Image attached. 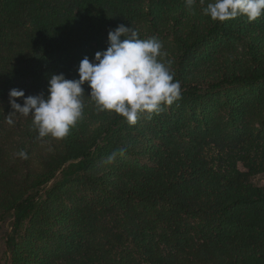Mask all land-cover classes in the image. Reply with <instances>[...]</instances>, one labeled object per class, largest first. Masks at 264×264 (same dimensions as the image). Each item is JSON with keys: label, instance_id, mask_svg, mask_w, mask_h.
Wrapping results in <instances>:
<instances>
[{"label": "trees", "instance_id": "1", "mask_svg": "<svg viewBox=\"0 0 264 264\" xmlns=\"http://www.w3.org/2000/svg\"><path fill=\"white\" fill-rule=\"evenodd\" d=\"M208 2L0 0V219H28L8 264H264V15L214 21ZM120 24L161 43L178 100L130 125L85 84L66 137L7 124L10 89L78 79Z\"/></svg>", "mask_w": 264, "mask_h": 264}, {"label": "clouds", "instance_id": "2", "mask_svg": "<svg viewBox=\"0 0 264 264\" xmlns=\"http://www.w3.org/2000/svg\"><path fill=\"white\" fill-rule=\"evenodd\" d=\"M195 0H185L191 8ZM203 13L212 20L225 21L246 16L251 22L264 15V0H209ZM131 26L118 25L109 30L105 50L94 57L85 55L78 66V79H67L63 73L48 80L47 95H25L23 89L9 90L12 112L6 116L9 125L13 116H31L38 137H66L83 115V85L87 84L97 107L114 111L130 125L141 113H158L161 105H171L181 96V85L174 74L158 57L161 43L155 39L141 40ZM16 98H22L23 103ZM123 154V149L120 150ZM18 155L27 158L21 150Z\"/></svg>", "mask_w": 264, "mask_h": 264}, {"label": "rangeland", "instance_id": "3", "mask_svg": "<svg viewBox=\"0 0 264 264\" xmlns=\"http://www.w3.org/2000/svg\"><path fill=\"white\" fill-rule=\"evenodd\" d=\"M64 169L69 170L70 166H66ZM61 169L55 174V176L41 189L40 193H43L54 180L60 177ZM253 182L257 185L264 186V175H259L253 178ZM28 219H23L20 222V225L17 228L13 227V216L11 214H7L3 219H0V260L4 264H8L9 261V252L7 250V239L11 234L18 236L27 226Z\"/></svg>", "mask_w": 264, "mask_h": 264}]
</instances>
